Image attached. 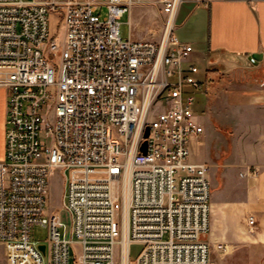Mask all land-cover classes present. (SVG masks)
<instances>
[{
    "label": "built area",
    "instance_id": "built-area-1",
    "mask_svg": "<svg viewBox=\"0 0 264 264\" xmlns=\"http://www.w3.org/2000/svg\"><path fill=\"white\" fill-rule=\"evenodd\" d=\"M140 1L0 0L6 264H211L212 250L225 249L206 238L208 165L190 158L204 130V80L192 44L173 31L183 0H158L159 37H123L120 16ZM34 224L47 227L44 240ZM132 243L142 246L134 257Z\"/></svg>",
    "mask_w": 264,
    "mask_h": 264
},
{
    "label": "crops",
    "instance_id": "crops-1",
    "mask_svg": "<svg viewBox=\"0 0 264 264\" xmlns=\"http://www.w3.org/2000/svg\"><path fill=\"white\" fill-rule=\"evenodd\" d=\"M176 30L178 38L192 44L190 59L204 80L196 98L204 130L200 141L192 143L190 158L208 162L198 148L204 138L228 137L232 143L227 167L225 162L206 163L222 172L220 179L208 173L213 189L206 238L232 250L214 262L264 264V0H211L208 5L183 0ZM6 96V87L0 85V159Z\"/></svg>",
    "mask_w": 264,
    "mask_h": 264
},
{
    "label": "rangeland",
    "instance_id": "rangeland-1",
    "mask_svg": "<svg viewBox=\"0 0 264 264\" xmlns=\"http://www.w3.org/2000/svg\"><path fill=\"white\" fill-rule=\"evenodd\" d=\"M101 2L105 0H100ZM106 5H101V14L105 13ZM56 18V14L52 13L50 15V24L53 26L54 20ZM164 14L161 11V5L158 0H143L140 2H135L131 6L130 13L124 12L120 16V32L123 37H126L130 30L134 36H144V37H153L157 38L161 34L162 22H163ZM128 20H130V24H128ZM186 27V26H185ZM184 27V32L185 28ZM176 34H179L180 31H174ZM181 38V37H179ZM183 39V38H181ZM199 64V63H198ZM200 65V64H199ZM201 66V65H200ZM205 140L202 143L198 144V148L200 150V155L208 159L200 160L209 163L210 160H214L218 163L225 162L227 167V163H229L227 155L229 152L230 139L228 137L222 136H212L209 138H204ZM222 148V149H221ZM221 150L222 155L217 156L218 152ZM225 158V159H224ZM211 171L213 173V177L216 179H220L221 175V167H217L216 165L212 168L208 169V173ZM211 185V184H210ZM50 186V200L52 207L57 208L60 203L62 191H63V182L61 171L56 169L49 181ZM218 186V185H217ZM210 191H212L213 187L210 186ZM215 188V187H214ZM64 220L68 221L67 215L64 213ZM32 237L39 240H44L47 235V227L41 224H34L31 228ZM141 245L138 243H132L129 247V254L131 257H134L139 250L141 249ZM211 252V264H217L214 262L215 259H223L227 256L232 250L229 249H214ZM0 264H6V254L4 245L1 243L0 246ZM219 264H221L219 262Z\"/></svg>",
    "mask_w": 264,
    "mask_h": 264
},
{
    "label": "water",
    "instance_id": "water-1",
    "mask_svg": "<svg viewBox=\"0 0 264 264\" xmlns=\"http://www.w3.org/2000/svg\"><path fill=\"white\" fill-rule=\"evenodd\" d=\"M148 132H149V127H148V125H145L144 131H143V135L147 136ZM145 149H146V139H144V141L141 144V151L145 152ZM38 247L40 249H44V244L43 243H39Z\"/></svg>",
    "mask_w": 264,
    "mask_h": 264
}]
</instances>
